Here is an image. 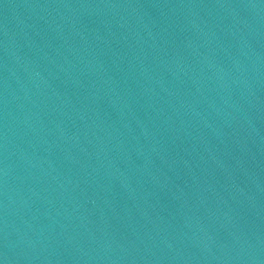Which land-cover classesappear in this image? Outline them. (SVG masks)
<instances>
[{"label": "water", "instance_id": "1", "mask_svg": "<svg viewBox=\"0 0 264 264\" xmlns=\"http://www.w3.org/2000/svg\"><path fill=\"white\" fill-rule=\"evenodd\" d=\"M0 264H264V0H0Z\"/></svg>", "mask_w": 264, "mask_h": 264}]
</instances>
